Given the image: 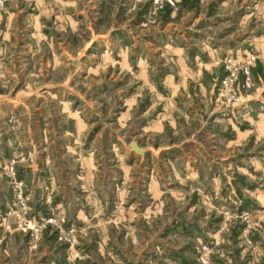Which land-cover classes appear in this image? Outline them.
Here are the masks:
<instances>
[{
  "label": "rangeland",
  "instance_id": "obj_1",
  "mask_svg": "<svg viewBox=\"0 0 264 264\" xmlns=\"http://www.w3.org/2000/svg\"><path fill=\"white\" fill-rule=\"evenodd\" d=\"M0 264H264V0H5Z\"/></svg>",
  "mask_w": 264,
  "mask_h": 264
},
{
  "label": "built area",
  "instance_id": "obj_2",
  "mask_svg": "<svg viewBox=\"0 0 264 264\" xmlns=\"http://www.w3.org/2000/svg\"><path fill=\"white\" fill-rule=\"evenodd\" d=\"M4 2H5V0H0V8L3 7ZM250 62H251V58L246 60V63H250ZM244 73H246V67H244ZM232 77H233V75H230L229 77H227V79H225V81L223 83L226 86V88H225V90H227L226 99L228 101L235 98L234 92L231 89V82L233 80ZM20 192H21V190L18 188L17 197H20ZM21 206L23 208L26 207L24 204H22ZM23 220H24L23 221L24 228L27 229L29 237L32 240L37 239L38 236L40 235L42 229H44L46 226H53V225L56 226V225H59L63 222V219L61 217L57 218V217H55V215L54 216L48 215L45 218L41 219V221H36L33 219H26V218H24Z\"/></svg>",
  "mask_w": 264,
  "mask_h": 264
},
{
  "label": "water",
  "instance_id": "obj_3",
  "mask_svg": "<svg viewBox=\"0 0 264 264\" xmlns=\"http://www.w3.org/2000/svg\"><path fill=\"white\" fill-rule=\"evenodd\" d=\"M131 146H132L133 149L136 150L137 147L133 143L131 144Z\"/></svg>",
  "mask_w": 264,
  "mask_h": 264
}]
</instances>
